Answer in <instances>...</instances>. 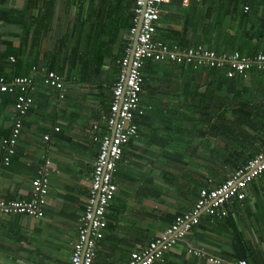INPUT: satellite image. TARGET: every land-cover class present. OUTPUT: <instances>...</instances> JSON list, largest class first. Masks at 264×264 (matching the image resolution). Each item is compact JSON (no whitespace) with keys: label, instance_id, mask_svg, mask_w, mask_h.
<instances>
[{"label":"crops","instance_id":"crops-1","mask_svg":"<svg viewBox=\"0 0 264 264\" xmlns=\"http://www.w3.org/2000/svg\"><path fill=\"white\" fill-rule=\"evenodd\" d=\"M131 10L128 0H0V73L16 76L11 69L16 57V72L33 79L28 89L33 102L7 165L1 140L11 127L15 98H0V198L27 199L36 170L49 160L43 216H0V264H68L97 152L89 128L98 121L106 131L101 114L120 70L128 34L122 25ZM165 12L167 2L159 14ZM99 18L105 22L98 31ZM8 50L15 55L4 60ZM98 53L102 63L95 65ZM161 64L144 83L137 135L117 162V189L92 264L125 263L132 250L145 247L192 206L207 179L217 185L264 142V70L252 67L229 78L210 76L206 67L190 71L182 62ZM32 65L62 75V98L31 72ZM227 209L223 219L202 214L153 264H209L206 255L264 264V174Z\"/></svg>","mask_w":264,"mask_h":264},{"label":"built area","instance_id":"built-area-1","mask_svg":"<svg viewBox=\"0 0 264 264\" xmlns=\"http://www.w3.org/2000/svg\"><path fill=\"white\" fill-rule=\"evenodd\" d=\"M168 1L134 0L133 25L129 29V41L125 44L124 53L118 60L120 70L112 86V99L108 110L101 114L106 131H100L98 121H94L89 128L91 139L97 143V152L68 264H92L97 251L101 248V240L106 227L105 211L117 189L113 181L116 164L122 156L124 145L137 135L134 113L138 109L143 82L141 69L146 59L182 62L190 64L193 68H223L227 77H232L252 67L264 70V53H258L253 58L240 55L237 51L219 55L201 44L182 48L177 44L168 45L156 39L160 8ZM188 2L189 0H181L182 5H187ZM244 8L247 9V6ZM140 14L137 42L129 58L132 37ZM31 72L41 74L45 84L55 87L60 98L64 96L66 87L60 73L39 65H32ZM32 84L31 75H16L8 79L0 75V93L18 92L12 107L10 130L1 140L5 165L9 164L10 158L15 153L22 128V118L33 102L32 96L28 93ZM261 100L264 103V97ZM138 112L141 110L139 109ZM55 129L57 130L58 127ZM47 138L48 136L45 135V139ZM48 165L49 160L45 159L36 170L31 179V189L27 199L0 198V216L11 213H24L34 217L43 216V206L47 201L49 186ZM263 172L264 142L261 149L245 164L234 169L217 185H212V180L207 179L205 185L198 189L192 206L175 215L162 232L153 237L145 247L132 250L123 264H153L155 261H161L163 254L185 237L202 214L212 217L225 216L227 211L224 205L233 198L244 199L246 188L251 180ZM187 251L202 255V251L198 249ZM206 261L209 264H257L244 258L223 260L214 255H206Z\"/></svg>","mask_w":264,"mask_h":264},{"label":"trees","instance_id":"trees-1","mask_svg":"<svg viewBox=\"0 0 264 264\" xmlns=\"http://www.w3.org/2000/svg\"><path fill=\"white\" fill-rule=\"evenodd\" d=\"M128 1L132 3V8H133L134 0H128ZM245 6H247V9L244 8ZM167 10H168L167 13L165 12L161 15L159 14L158 22L161 23V26L157 27L158 29L156 30L157 38H156V33H155V38L165 42L168 45L177 44L182 48H186L189 46H195L201 44L204 47L215 51L216 54L219 55L223 53L230 54L234 51H237L239 52L240 55L247 56L250 58H253L258 53H264V0H189L187 5H182L181 0H169L167 2ZM133 16L134 13L132 9L129 14L128 23L122 25V27L124 26L128 29V34L125 40L126 43L129 41V29L133 25ZM99 20L100 22L99 25L97 26L98 31L101 30V28L104 26L105 18L102 19L99 18ZM99 37L100 36L98 34V39H101ZM10 54L15 55V53L11 52V50H8L7 52H3L2 53L3 59L4 60L7 59L8 55ZM97 55H99V53ZM100 56L101 55L93 59L92 63L95 65L96 64L100 65L102 63V60L99 58ZM14 59L15 61H13L11 64L12 74L19 75V72H16V68H15L17 66L16 57ZM162 62L164 61L154 60L151 58L145 60L143 67L141 69L142 77H143L142 89L146 81V78L151 76L152 73L155 72V70H157V66L162 65L161 64ZM186 68H190L189 69L190 71L196 72V69L193 68L190 64H187ZM206 68L208 70L206 73L210 76H213L214 74L216 76L218 74L223 76L224 74L223 68H217V67H206ZM206 68L204 67L205 70ZM8 73L9 72L3 73L2 71L0 75L3 74V76L4 75L5 77L7 76L6 78L8 79L10 78L9 77L10 74ZM210 91L211 89L208 88L207 91L203 92V96L210 94ZM17 93L18 92L15 91L1 92L0 98L2 99L11 98V100L14 101V98ZM140 95H139L138 109L134 113V121L136 120L135 116L138 114V110L139 109L141 110ZM111 99H112V92H111ZM210 104H211V99L205 100V105L203 107L205 109H208L210 108ZM252 156H250L245 161V163ZM240 166L242 165H234L232 167L236 169ZM263 174L264 172L253 178L250 183H252L257 177ZM242 200L233 198L231 201L227 202L224 205L227 211V214L225 216H220V217L209 216V217L213 219L226 218V216L228 215L227 206L233 202H241ZM107 208L105 211V217L107 213ZM43 211H44V207H43ZM199 222H200V218L199 221L194 226H196ZM243 258L246 259L247 257H243Z\"/></svg>","mask_w":264,"mask_h":264},{"label":"water","instance_id":"water-1","mask_svg":"<svg viewBox=\"0 0 264 264\" xmlns=\"http://www.w3.org/2000/svg\"><path fill=\"white\" fill-rule=\"evenodd\" d=\"M140 20H141V14H140L139 19H138L136 30H135V32L133 34V37H132V48H131V52H130L129 58H131V55L133 53V49H134V47L136 45V42H137V36H138V32H139V27H140Z\"/></svg>","mask_w":264,"mask_h":264},{"label":"bare ground","instance_id":"bare-ground-1","mask_svg":"<svg viewBox=\"0 0 264 264\" xmlns=\"http://www.w3.org/2000/svg\"><path fill=\"white\" fill-rule=\"evenodd\" d=\"M212 153V152H211ZM219 157V156H218ZM191 161V160H190ZM137 164V163H136ZM127 212V211H126ZM148 230V229H147ZM119 239V238H118ZM130 243V242H129ZM122 244V243H121Z\"/></svg>","mask_w":264,"mask_h":264}]
</instances>
